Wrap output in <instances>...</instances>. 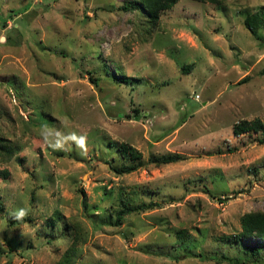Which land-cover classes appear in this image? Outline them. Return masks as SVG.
Returning a JSON list of instances; mask_svg holds the SVG:
<instances>
[{
    "label": "rangeland",
    "instance_id": "1",
    "mask_svg": "<svg viewBox=\"0 0 264 264\" xmlns=\"http://www.w3.org/2000/svg\"><path fill=\"white\" fill-rule=\"evenodd\" d=\"M133 1L0 0V264H264V238L236 241L264 213L263 134L233 133L264 122V27L245 26L264 0H180L156 28ZM124 202L158 205L115 225Z\"/></svg>",
    "mask_w": 264,
    "mask_h": 264
},
{
    "label": "trees",
    "instance_id": "2",
    "mask_svg": "<svg viewBox=\"0 0 264 264\" xmlns=\"http://www.w3.org/2000/svg\"><path fill=\"white\" fill-rule=\"evenodd\" d=\"M180 0H134L133 2L123 6L124 11L137 10L143 16H145L146 21L151 24L152 27H157L161 15L172 9ZM202 3L210 2L214 3L215 0H193ZM245 26L251 32V34L260 39L258 31L261 27H264V19L258 14H252L245 20ZM189 70L188 67L183 70ZM262 133L263 137L258 139L259 144L264 145V122L259 119L253 121H240L235 124L233 128V133L235 136L242 135L244 133ZM119 153L123 158H130L133 161H139L142 158V154L135 148L129 146L127 143H122L118 147ZM183 160V157L179 154H170L162 156L156 160L157 164H171ZM140 164H133L130 166H124L121 169H114L118 174H129L139 169ZM8 172L6 170H0V179H7ZM158 204L150 203L148 205L131 206L124 202L122 210L117 213V221L115 225H120L123 217L130 213L143 212L146 210L153 209ZM60 219V217H57ZM56 222V221H55ZM242 231L237 237L236 241L240 238H264V213L255 212L245 215L241 221ZM261 251H264V245L249 249L250 256H257Z\"/></svg>",
    "mask_w": 264,
    "mask_h": 264
},
{
    "label": "clouds",
    "instance_id": "3",
    "mask_svg": "<svg viewBox=\"0 0 264 264\" xmlns=\"http://www.w3.org/2000/svg\"><path fill=\"white\" fill-rule=\"evenodd\" d=\"M41 135L53 150H64L69 143L75 144L79 149H84L87 143V137L84 135H78L75 132L65 133L59 129H53L47 126L42 127ZM27 215L28 211L25 208L17 209L11 213L13 219L18 221Z\"/></svg>",
    "mask_w": 264,
    "mask_h": 264
}]
</instances>
